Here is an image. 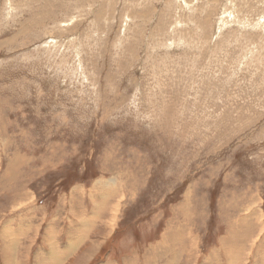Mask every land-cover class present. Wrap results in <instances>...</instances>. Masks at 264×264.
Segmentation results:
<instances>
[{"label":"rangeland","instance_id":"rangeland-1","mask_svg":"<svg viewBox=\"0 0 264 264\" xmlns=\"http://www.w3.org/2000/svg\"><path fill=\"white\" fill-rule=\"evenodd\" d=\"M8 230L16 264L261 262L264 0H0V264Z\"/></svg>","mask_w":264,"mask_h":264},{"label":"bare ground","instance_id":"bare-ground-1","mask_svg":"<svg viewBox=\"0 0 264 264\" xmlns=\"http://www.w3.org/2000/svg\"><path fill=\"white\" fill-rule=\"evenodd\" d=\"M15 207H18L19 205H14ZM15 207H14V209H15ZM98 209H99V213L101 212V210H102V208H101V206H99L98 205ZM17 211H18V209H16ZM15 210V211H16ZM114 211H116V215H117V213H118V210L116 209V208H114ZM113 211V212H114ZM116 215H113L112 213H111V216H113L112 217V220L110 221H108V223H109V225L108 224H105V228L106 229H110V228H113V225H114V218L116 217ZM95 216H96V213H95ZM98 217H93V219H97ZM94 220V221H95ZM82 222H88V220H85V219H83L82 220ZM115 223H116V221H115ZM85 225H86V223H85ZM87 225H88V223H87ZM243 227H245V226H243ZM27 228V227H26ZM22 229V228H21ZM246 229H247V231L250 229L249 227H248V225L246 226ZM230 231H231V229H230ZM172 233H175L179 238H173L172 236H171V241H173V243H174V241L175 240H177V239H180V234L178 233V231L176 230L175 232H172ZM17 236V235H16ZM77 238H76V240L75 241H72V242H70L68 245V247H66L61 253H57V251L58 250H53V251H50L49 252V257H50V261L48 262V263H46V264H62V263H64L65 262V258L68 256V259L78 250L79 251V249H77V247L78 246H80L84 241H86V240H88V234H85V233H83V231H80V233H78V236H76ZM229 239H230V247L232 248V250H230V247H226L228 244H226V243H224L225 245L223 246L224 248H225V252H226V254L225 255H223L224 254V250H222V251H220L221 252V254L220 255H223L224 256V260H225V262L227 263V264H239V258H241L242 257V255L240 254V252L239 251H234V243L236 242V239L234 238V236L231 234V232H230V234H229ZM10 238H14V239H10ZM74 238H75V235H74ZM2 239L5 241V239H6V241H8L7 239H10L9 240V242H10V246H8V245H6V247L5 248H3V255L5 256V258H3V261H4V264H16L17 262H15V258H13V256L15 255L16 256V254H17V251H16V249L14 250L15 252H13L12 251V247H13V245L15 246L14 248H16V243H17V241H16V239H17V237H15V235H13L12 234V232H10V230H8V231H6V232H4L3 234H2ZM167 240H168V238L167 237H164V242H167ZM248 242V239H246L245 240V243L243 244V245H245L246 246V243ZM11 243H13V245L11 244ZM165 246V245H164ZM94 247V245L92 246V248ZM259 247H261V245L259 246ZM258 247V248H259ZM77 249V250H76ZM170 249V248H169ZM152 251H155L156 250V248L155 249H151ZM179 250L180 249H176L175 247H172V250L171 251H169L168 253L167 252H165L162 248H161V251H162V256H160V257H164V256H166V258H165V260H166V263L165 264H173V263H176V264H181V263H185V262H187L188 264H192L193 263V261H194V258L193 257H187V258H184V259H182L181 260V257H183V255L185 254V253H188L187 251L186 252H180L179 253ZM77 251V252H78ZM76 252V253H77ZM75 253V254H76ZM87 255V254H86ZM169 255H171L172 257H170ZM214 256H217V259H218V257H219V252L218 253H216V255H214ZM160 257H156L155 255H151V254H149V253H146V255H145V257H144V263H146V264H160V262L159 263H156L155 261H156V259L157 258H160ZM171 258V260L170 259H167V258ZM256 257L257 258H260L261 259V262H259L260 264H264V252L263 253H259V254H256ZM95 258V257H94ZM187 259V260H186ZM170 260V261H169ZM181 260V261H180ZM258 263V264H259ZM38 264H45L43 261H42V263L41 262H38ZM218 264H220V262H218Z\"/></svg>","mask_w":264,"mask_h":264}]
</instances>
